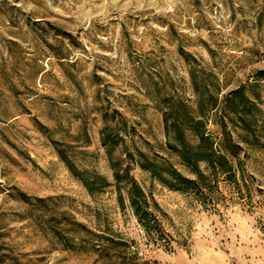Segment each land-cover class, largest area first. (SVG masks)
I'll use <instances>...</instances> for the list:
<instances>
[{"label": "rangeland", "instance_id": "rangeland-1", "mask_svg": "<svg viewBox=\"0 0 264 264\" xmlns=\"http://www.w3.org/2000/svg\"><path fill=\"white\" fill-rule=\"evenodd\" d=\"M193 61L222 93L253 83L264 70V0H0V264H111L90 243L53 237L50 215L120 236L138 264H264V140L249 145L226 122L237 186L219 180L211 202L134 167L164 214L151 233L112 188L89 196L55 151L53 142L68 146L77 167L111 180L99 140L106 112L127 144L193 177L165 153L156 105L172 94L194 107ZM219 124L209 112L215 141Z\"/></svg>", "mask_w": 264, "mask_h": 264}, {"label": "trees", "instance_id": "trees-1", "mask_svg": "<svg viewBox=\"0 0 264 264\" xmlns=\"http://www.w3.org/2000/svg\"><path fill=\"white\" fill-rule=\"evenodd\" d=\"M188 77L194 107L172 94L160 95L156 105L162 117L164 151L169 158L187 168L193 176L191 178L179 173L173 163L142 152L132 141L129 144L123 141L119 126L108 121L106 112H102L99 140L111 171V180L93 170L77 167L69 147L53 142L59 160L89 196L112 188L118 206L130 208L147 233L160 231L158 216L164 214L152 196L146 195L132 177L134 167L169 190L211 202L216 198L219 180L237 186L236 170L239 171L240 164L236 159L237 147L226 131V122L232 129L246 134L249 139L245 142L249 145L264 140V115L259 108V92L255 90L259 83L264 88V70L256 71L253 83L247 87L239 85L224 93L220 91L214 74L199 67L195 61L189 64ZM247 91H251L252 97ZM211 111L220 113L221 138L218 141L206 129V116ZM58 217L50 215L42 222L51 235L65 245L70 239L77 238L81 245L90 243L98 255L111 264H138L124 253L127 242L120 236L96 234L65 215Z\"/></svg>", "mask_w": 264, "mask_h": 264}]
</instances>
